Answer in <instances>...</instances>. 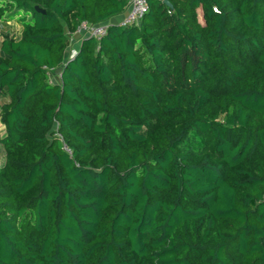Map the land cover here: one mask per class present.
Wrapping results in <instances>:
<instances>
[{"label": "trees", "instance_id": "1", "mask_svg": "<svg viewBox=\"0 0 264 264\" xmlns=\"http://www.w3.org/2000/svg\"><path fill=\"white\" fill-rule=\"evenodd\" d=\"M167 1L0 0V264H264V0Z\"/></svg>", "mask_w": 264, "mask_h": 264}, {"label": "built area", "instance_id": "2", "mask_svg": "<svg viewBox=\"0 0 264 264\" xmlns=\"http://www.w3.org/2000/svg\"><path fill=\"white\" fill-rule=\"evenodd\" d=\"M147 9V0H128L124 14L121 18L110 19L94 24L81 22L76 31L70 36V44L67 47V55L72 57L77 50L79 39L85 36H91L96 39L100 38L105 32L108 25L114 22L119 25H130L140 21Z\"/></svg>", "mask_w": 264, "mask_h": 264}, {"label": "rangeland", "instance_id": "3", "mask_svg": "<svg viewBox=\"0 0 264 264\" xmlns=\"http://www.w3.org/2000/svg\"><path fill=\"white\" fill-rule=\"evenodd\" d=\"M124 14V13H123ZM123 14H122V16H123ZM17 26L16 25H13V23L12 24H10V25H8V27H6L5 29H9V30H12V31H14V30H17ZM57 71H56V73H51L50 74V76L51 77H54V76H56L57 75Z\"/></svg>", "mask_w": 264, "mask_h": 264}, {"label": "crops", "instance_id": "4", "mask_svg": "<svg viewBox=\"0 0 264 264\" xmlns=\"http://www.w3.org/2000/svg\"><path fill=\"white\" fill-rule=\"evenodd\" d=\"M123 14V13H122ZM122 14H120V15H116L115 17H113L112 19H115V20H117V19H119V18H121L122 17ZM76 43H78L79 44V41H76ZM55 77V76H54ZM53 77V78H54ZM4 132V126L3 125H1L0 124V133H3Z\"/></svg>", "mask_w": 264, "mask_h": 264}, {"label": "water", "instance_id": "5", "mask_svg": "<svg viewBox=\"0 0 264 264\" xmlns=\"http://www.w3.org/2000/svg\"><path fill=\"white\" fill-rule=\"evenodd\" d=\"M164 2H165L167 5H169V6H170V4L168 3V1H167V0H164Z\"/></svg>", "mask_w": 264, "mask_h": 264}]
</instances>
